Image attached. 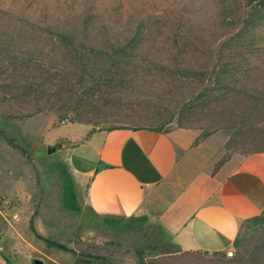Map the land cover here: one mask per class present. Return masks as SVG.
Returning <instances> with one entry per match:
<instances>
[{"label":"rangeland","instance_id":"obj_1","mask_svg":"<svg viewBox=\"0 0 264 264\" xmlns=\"http://www.w3.org/2000/svg\"><path fill=\"white\" fill-rule=\"evenodd\" d=\"M217 8L218 0H0V251L9 264H34L36 259L43 264L177 262V247L165 225L143 216L113 218L93 211L86 202V183L68 159L69 144L63 136L75 128L71 121L76 113L88 120L74 119V123L86 124L91 130L138 126L124 112L115 114L120 109L115 98L126 96L125 92L110 93L113 103L105 108L101 97L91 99L85 96L90 90L81 88L85 104L74 102V111L67 112L51 108L52 98L39 104L33 97L25 99L23 84L27 77L35 81L38 62L37 45H25L19 36L22 18L65 23L90 10L105 20H118L122 28L128 17L181 16L219 43L236 30L222 24ZM244 38L246 44L239 47L242 56L264 67V22ZM27 59L31 60L25 64ZM254 77L264 82L261 71ZM195 87L185 85L179 98L182 91ZM169 97L172 103L177 99ZM234 103L248 104L231 97L228 104ZM128 106L123 108L125 114L131 111ZM175 111L173 122L163 130L171 132L181 123L192 125L201 140L218 149L217 168L264 150V110L245 120L194 103ZM52 147L55 151L49 153ZM232 250L230 259L214 257L204 263L264 264V210L243 225Z\"/></svg>","mask_w":264,"mask_h":264},{"label":"trees","instance_id":"obj_2","mask_svg":"<svg viewBox=\"0 0 264 264\" xmlns=\"http://www.w3.org/2000/svg\"><path fill=\"white\" fill-rule=\"evenodd\" d=\"M217 13L223 25L236 30L219 43L181 16L128 17L122 28L118 20H105L90 10L65 23L26 16L19 36L23 44L37 45L38 64L35 81L27 77L23 84L24 98L33 97L38 104L52 98L51 108L67 112L74 111V102L84 103L81 88L90 90L85 96L91 99L101 97L105 108L113 103L110 93L125 92L115 98L120 108L115 114L124 112L137 122L135 128L159 131L187 103L248 119L264 110V82L254 79L255 72L264 75V67L246 61L239 47L246 44V33L264 22V0H218ZM185 85L201 89L182 91L179 98ZM168 95L177 98L174 103ZM231 97L248 104L229 105ZM127 104L131 111L125 114ZM74 119L88 120L78 113L72 123Z\"/></svg>","mask_w":264,"mask_h":264},{"label":"crops","instance_id":"obj_3","mask_svg":"<svg viewBox=\"0 0 264 264\" xmlns=\"http://www.w3.org/2000/svg\"><path fill=\"white\" fill-rule=\"evenodd\" d=\"M71 126L63 137L88 206L107 217L165 225L177 247L175 264L230 259L243 225L264 210V150L217 168L218 149L191 127ZM0 264H9L2 251Z\"/></svg>","mask_w":264,"mask_h":264},{"label":"water","instance_id":"obj_4","mask_svg":"<svg viewBox=\"0 0 264 264\" xmlns=\"http://www.w3.org/2000/svg\"><path fill=\"white\" fill-rule=\"evenodd\" d=\"M53 151H55V148L54 147H52V148H50L48 150L49 153H52ZM34 264H43V262L41 260H39V259H36L35 262H34Z\"/></svg>","mask_w":264,"mask_h":264},{"label":"built area","instance_id":"obj_5","mask_svg":"<svg viewBox=\"0 0 264 264\" xmlns=\"http://www.w3.org/2000/svg\"><path fill=\"white\" fill-rule=\"evenodd\" d=\"M227 255L232 257L234 255V251L232 249L228 250Z\"/></svg>","mask_w":264,"mask_h":264}]
</instances>
